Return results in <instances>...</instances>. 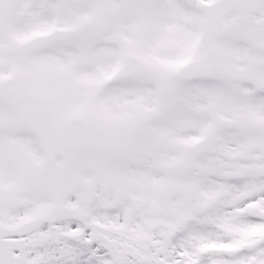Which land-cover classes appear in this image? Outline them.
Masks as SVG:
<instances>
[{"label":"snow or ice","instance_id":"obj_1","mask_svg":"<svg viewBox=\"0 0 264 264\" xmlns=\"http://www.w3.org/2000/svg\"><path fill=\"white\" fill-rule=\"evenodd\" d=\"M0 264H264V0H0Z\"/></svg>","mask_w":264,"mask_h":264}]
</instances>
